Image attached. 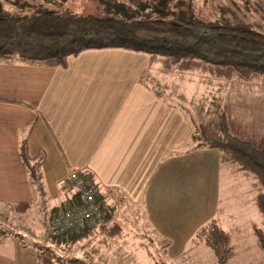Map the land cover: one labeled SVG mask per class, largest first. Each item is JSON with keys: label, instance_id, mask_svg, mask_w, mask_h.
I'll use <instances>...</instances> for the list:
<instances>
[{"label": "crops", "instance_id": "crops-1", "mask_svg": "<svg viewBox=\"0 0 264 264\" xmlns=\"http://www.w3.org/2000/svg\"><path fill=\"white\" fill-rule=\"evenodd\" d=\"M148 62L147 53L121 47L82 50L65 66L0 62V204L31 201L32 208L42 198L54 216L71 206L67 177L77 171L105 212L140 206L158 241L168 240L166 264H196L208 251L214 257L202 261L217 264L213 251L192 237L214 217L227 232L235 217L232 200L223 199L253 190L252 180L215 148L188 150L195 117L155 89L169 72ZM25 136L29 155H45L40 188L18 154ZM249 199L253 231L264 217L254 194ZM239 254L233 249L227 264H249L250 255L235 261ZM0 264H38L36 250L7 235Z\"/></svg>", "mask_w": 264, "mask_h": 264}, {"label": "trees", "instance_id": "trees-1", "mask_svg": "<svg viewBox=\"0 0 264 264\" xmlns=\"http://www.w3.org/2000/svg\"><path fill=\"white\" fill-rule=\"evenodd\" d=\"M2 1L10 3L15 11L4 9ZM99 1L105 11L77 14L25 0H0V62L65 66L68 56L82 50L121 47L147 53L148 67L155 64L162 72H198L264 86V32L226 22L169 16L164 8L167 0H128L124 8L113 7L112 11ZM143 77L145 72L141 81ZM192 121L188 150L215 148L225 154L233 170L252 180L254 203L264 217V130L248 131L230 100L214 102L201 119ZM18 154L30 183L40 188L44 152L29 155L25 136L19 142ZM69 187L71 205H77L80 193ZM5 204L15 214H24L31 208V201ZM106 216L110 217L109 212ZM253 231L264 253V223L253 224ZM7 235L33 247L38 264H91L79 257L59 255L49 245L30 240L0 221V240ZM123 235L125 228L121 223L114 219L109 223L108 219L105 225L88 221L53 237L55 243L83 241L81 246L98 254L102 246L109 247ZM192 239L207 245L217 264H227L233 255L229 236L218 218L201 225ZM161 240L165 249L168 240Z\"/></svg>", "mask_w": 264, "mask_h": 264}, {"label": "rangeland", "instance_id": "rangeland-1", "mask_svg": "<svg viewBox=\"0 0 264 264\" xmlns=\"http://www.w3.org/2000/svg\"><path fill=\"white\" fill-rule=\"evenodd\" d=\"M25 1L41 3L44 8H51L59 12L85 14L90 11L106 10V7L105 9L101 7L99 0ZM101 1L108 6L110 11L113 7L124 8L129 3L128 0ZM1 3L4 9L11 11L16 9L6 1ZM164 8L169 16H178L184 19L200 18L218 23L226 22L232 26H245L264 32V0H167ZM164 74V81H160L163 87L157 86L155 89L161 93L166 91L169 98H172L173 95L172 99L184 104L195 119H201L204 110L214 102L230 100L231 103L233 101V105L248 131L260 133L264 130V86L261 84L238 83L235 80L214 78L189 71H173ZM170 83H172L171 86ZM253 194L254 191L248 187V189L241 190L240 193L236 192L232 199L224 197V203L232 200L230 209L235 217L225 226L228 228L230 245L233 249L240 250L235 261L240 262L241 257L250 255L249 264H264V256H258L261 253L264 255V253L257 244L250 224L256 218L251 212L252 200H248V196ZM51 213L43 207L42 198L36 199L31 210L25 214H15L9 210L8 206L0 204V221L3 224L30 240L49 245L59 255L79 257L91 264H166V261L163 260L164 246L148 227L140 206L135 208L132 206L129 210L121 209L119 212H109L111 216L108 218L109 223L113 219L120 221L122 227L125 228V235L117 237L109 247L102 246L98 254H94L88 247L81 246L83 241L55 243L53 233L51 234L49 229ZM235 222L238 227L234 229L231 225ZM149 238L152 241L148 240ZM206 249L209 248L206 247ZM207 254L208 258H203V261L214 257L209 251ZM202 260L196 264H209Z\"/></svg>", "mask_w": 264, "mask_h": 264}, {"label": "built area", "instance_id": "built-area-1", "mask_svg": "<svg viewBox=\"0 0 264 264\" xmlns=\"http://www.w3.org/2000/svg\"><path fill=\"white\" fill-rule=\"evenodd\" d=\"M71 188L80 193V202L64 208L49 221V228L53 234H64L79 225L91 221L97 225L108 223L105 209L92 188L88 187L77 171L68 174Z\"/></svg>", "mask_w": 264, "mask_h": 264}]
</instances>
